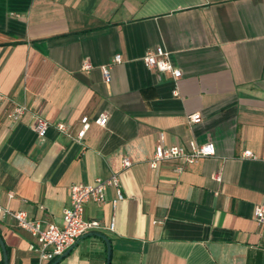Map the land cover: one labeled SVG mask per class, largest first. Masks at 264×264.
Returning a JSON list of instances; mask_svg holds the SVG:
<instances>
[{"label":"crops","instance_id":"obj_1","mask_svg":"<svg viewBox=\"0 0 264 264\" xmlns=\"http://www.w3.org/2000/svg\"><path fill=\"white\" fill-rule=\"evenodd\" d=\"M157 47L179 80L145 65ZM118 55L107 81L102 67ZM18 105L29 112L13 122ZM35 113L74 133L84 116L92 126L82 142L54 127L41 138ZM103 113L106 127L94 122ZM161 133L167 146L194 140L216 154L153 169ZM115 173L124 199L115 205L109 187L105 204L88 202L100 228L48 264H108L98 235L110 264H264L254 216L264 204V0H0V207L61 226L73 183ZM0 237L9 264L38 263L13 218H0Z\"/></svg>","mask_w":264,"mask_h":264},{"label":"built area","instance_id":"obj_2","mask_svg":"<svg viewBox=\"0 0 264 264\" xmlns=\"http://www.w3.org/2000/svg\"><path fill=\"white\" fill-rule=\"evenodd\" d=\"M143 61L149 69L156 70L161 74L170 73L175 81L182 77V71L175 67L171 61L170 53L161 47L149 49ZM122 62L120 55L116 56L112 62L102 67L104 78L107 81L111 80V70L113 65ZM93 65L86 61L83 64L82 70L90 72ZM2 98V97H1ZM29 112V108L25 105L15 106L8 114L11 121L15 122L21 119L23 115ZM200 113L189 115L190 124L200 123L202 121ZM109 121V116L105 113L95 119V123L101 127H106ZM92 126V121L88 116L81 119V127L77 133H74L70 125L64 122L53 123L41 115L35 113L34 131L41 138L45 137L50 127H54L59 133L69 137L70 139L82 142L87 135V132ZM216 151L212 143L198 144L196 141H191L189 148L178 145H166V136L161 133L156 145L154 155L149 163L153 169L159 167L160 163L170 160H180L184 165L194 164L201 159L215 156ZM242 158L258 159V157L250 150L244 151ZM132 165L129 158L124 159L123 168H128ZM183 166H179L176 171L181 172ZM217 181H221V174L215 175ZM109 187H114L117 190L118 199L114 202L116 205L124 199L121 188L120 174L115 173L111 177L103 179L98 178L93 184L86 185L83 183H73L70 186V203L63 212V225L48 224L43 226L42 221L31 219L26 211H13L9 208L0 207V218L11 217L16 222L20 229L28 232L35 240L34 247L38 254L37 264H48L61 258L67 250H69L77 241L85 234L96 231L100 228V223L97 220H88L85 217V207L90 201L98 204H105L107 201V190ZM10 197L14 195L10 193ZM254 216L257 221L264 223V204L256 206Z\"/></svg>","mask_w":264,"mask_h":264},{"label":"water","instance_id":"obj_3","mask_svg":"<svg viewBox=\"0 0 264 264\" xmlns=\"http://www.w3.org/2000/svg\"><path fill=\"white\" fill-rule=\"evenodd\" d=\"M98 236L102 237L107 243V246H108V264H110V261H111V244L109 242V239H107L103 235H98ZM0 245H1L2 250H3L4 264H9L7 249H6L5 243L1 237H0ZM54 264H56V262Z\"/></svg>","mask_w":264,"mask_h":264},{"label":"trees","instance_id":"obj_4","mask_svg":"<svg viewBox=\"0 0 264 264\" xmlns=\"http://www.w3.org/2000/svg\"><path fill=\"white\" fill-rule=\"evenodd\" d=\"M1 264H4L3 262H1Z\"/></svg>","mask_w":264,"mask_h":264}]
</instances>
